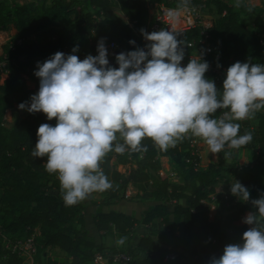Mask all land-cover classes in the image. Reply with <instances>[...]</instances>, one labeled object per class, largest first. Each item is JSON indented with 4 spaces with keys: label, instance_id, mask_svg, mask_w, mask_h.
Here are the masks:
<instances>
[{
    "label": "trees",
    "instance_id": "obj_1",
    "mask_svg": "<svg viewBox=\"0 0 264 264\" xmlns=\"http://www.w3.org/2000/svg\"><path fill=\"white\" fill-rule=\"evenodd\" d=\"M235 1L25 0L22 4L0 1V32L10 30V25L16 30L4 45L9 75L0 82V91H20L25 97L35 94L40 86L35 75L38 62L77 45L79 49L89 47L98 53V42L104 38L105 45L119 44L117 54L143 48L141 29L149 33L168 30L165 24L159 29L152 28L151 9H157V5L171 9L196 7L210 17L212 24L206 30L214 52L208 62L215 69L227 70L237 61L264 64V0H239V7ZM114 2L125 18L114 11ZM251 13H254L252 24L242 18ZM203 30L202 24H196L172 32L179 33L178 38L187 44L194 42L192 48L185 47V52H191L201 46ZM130 40L136 44H130ZM113 58L111 66L118 68L116 56ZM205 76L222 91L226 76L217 80L212 71ZM13 106L9 104L10 108ZM224 111L228 110H218L214 118ZM5 113L6 109L0 108V230L11 241L26 239L39 230L35 235L34 264H92L98 253L108 256L109 263L115 255L125 253L131 259L124 264H210L208 258L221 256L226 245L243 242V233L251 226L237 222L247 212L257 211L250 202L231 194V183L238 180L248 187L251 199L264 194V109L255 114V123L235 121L241 125L240 135L246 132L253 135L251 143L241 147L257 152L253 164L242 169L238 164L224 166L222 162L199 166L200 153L206 146L202 139L186 138L161 151L151 138H145L142 143L146 152L108 153L101 167L112 188L94 192L73 206L65 205L58 175L46 171V157L32 155L39 126L42 123L54 126L56 120L49 121L43 114H29L7 128ZM162 156L171 157L175 179L164 170ZM120 166L125 168L124 172ZM224 172L231 179L220 184ZM129 185L138 191L151 189L154 202L141 219L135 212L115 208L125 201ZM101 195L103 198L99 200ZM213 206L215 213L211 217ZM221 207L225 210L216 212ZM138 225L145 227L146 232L126 249L111 248L106 252L98 240L103 233L135 239ZM161 227L167 234L180 229L182 235L196 240L188 250L196 257L192 263L185 262L184 254L171 247ZM257 227L264 229V218H260ZM3 241L0 236V264H22V257L7 249ZM48 247L59 248L67 259L51 257L46 253ZM170 254L176 257L171 259Z\"/></svg>",
    "mask_w": 264,
    "mask_h": 264
},
{
    "label": "clouds",
    "instance_id": "obj_2",
    "mask_svg": "<svg viewBox=\"0 0 264 264\" xmlns=\"http://www.w3.org/2000/svg\"><path fill=\"white\" fill-rule=\"evenodd\" d=\"M140 31L148 43L117 54L118 68L110 65L104 38L98 42V55L81 60L58 51L38 62L39 91L30 105L18 106L56 120L54 126H39L32 155L46 157V171L58 175L66 206L112 188L101 167L105 157L112 151L146 152L145 138L167 151L198 137L216 156L226 147L239 149L253 140L251 132L239 134L241 125L235 121L250 120L264 109V64L235 62L226 70L221 91L205 76L210 65L203 53L182 66L185 47L191 45L179 39V33ZM78 51V45L72 49ZM223 109L228 111L214 118ZM230 192L257 211L243 219L251 226L243 242L226 245L210 264H264V229L257 227L264 218V194L251 199L249 188L238 180L231 183Z\"/></svg>",
    "mask_w": 264,
    "mask_h": 264
},
{
    "label": "rangeland",
    "instance_id": "obj_3",
    "mask_svg": "<svg viewBox=\"0 0 264 264\" xmlns=\"http://www.w3.org/2000/svg\"><path fill=\"white\" fill-rule=\"evenodd\" d=\"M21 1H22L21 4L25 2V0H21ZM230 2L236 3L235 0H230ZM113 7H114L115 12H117L121 17L125 18V16L120 11L119 5L116 2H114ZM159 9L160 8H157V9L154 8L153 11L155 13H158V12H160ZM184 13H188V10L185 9ZM242 18L244 21L252 24L254 22V13H251L249 15H243ZM152 19H153V16H152ZM203 20L210 21L211 19L209 16L204 15ZM180 22L182 24L176 26V28H174L173 30L187 28V26L183 25L182 21H180ZM15 34H16V30L14 29V27L12 25H10V30L0 32V45H1V48L3 50H4V45L7 44L8 42H10V40L13 38V36ZM79 51H80L79 53L78 52H75V53L71 52L70 54H75L77 56H81L82 58H85L89 54H91L93 56L98 55V53L93 52L89 47L80 48ZM108 59H109L110 65H111L112 62L114 61V58L112 56H108ZM32 95L25 97L23 95V93L20 91H13L10 93H3L0 91V108L6 109L5 126L7 128H11L16 120L26 118L29 115V113L26 110H21V109H19L18 106H19L20 102H23V103L26 102L29 98H31ZM10 103L14 104V106L12 108L9 107ZM250 121L252 123H255L256 122V116H254V118L250 119ZM227 153H229V155L227 157H225V154L222 155L221 153L219 154V156H216L210 152L208 146L206 145L201 152L200 164H201V166L205 167L210 162H222L224 164V166H229L230 164L235 163V164H238L241 167H243V166L253 164L255 162L256 155H257L256 151L245 150L242 148H239V149L228 148ZM161 160H162L164 170L168 174H170L173 179H175L176 176L173 172V164H172L171 159H169L166 156H162ZM119 169L122 172L125 171V168L123 166H120ZM229 178H230L229 174L227 172H224V175L221 179L220 184L227 183L228 180L231 179V178L230 179ZM131 187H133V188H131ZM0 190H1V188H0ZM102 198H103L102 195L98 196L99 200H102ZM153 202H154V200L151 196V189H149L147 191H138L134 186L129 185V187L125 193V201L121 204L119 203L118 205H116L115 208L121 209V210H124L127 212L128 211L129 212H135L137 217L139 219H141L143 217V212L150 205H152ZM227 207H228V205H226L225 208H227ZM225 208L221 207L218 210L216 209V212L217 211H224ZM212 209H213V211L211 213V217H213V215L215 213V207L213 206ZM248 213L249 212L244 214L242 216V218L237 222V224H239V225L245 224L243 222V219ZM161 230H163L164 235L167 236L166 238L171 241V247L176 248L177 250H179L181 253L184 254V256H185L184 261L185 262L192 263L195 260L196 257H192L188 252L190 246H192L196 243V240L193 237H191L189 235H182L180 229H177L174 234L173 233L167 234V232L164 231L165 229L163 227H161ZM37 232L39 233V230ZM145 232H146L145 227H143L142 225H138V227L135 230L136 238L135 239H132V238L125 239V242L122 245L117 243V241L121 239V237H119L117 234L103 233V235L98 237V240L100 243L104 244L106 252H108V250H110L111 248L126 249L129 244L133 243L135 240H137ZM46 253L55 259H67V255L62 250H60L59 248H56V247H48L46 249ZM198 256H202V254H199ZM212 257L213 256H210L208 258V260L211 261ZM103 258H104L103 264H114V263H109L110 260H109L108 256L104 255Z\"/></svg>",
    "mask_w": 264,
    "mask_h": 264
},
{
    "label": "built area",
    "instance_id": "obj_4",
    "mask_svg": "<svg viewBox=\"0 0 264 264\" xmlns=\"http://www.w3.org/2000/svg\"><path fill=\"white\" fill-rule=\"evenodd\" d=\"M0 1H6L10 4H15V3L21 4L22 2L21 0H0ZM157 8H160L159 9L160 12L157 11L158 13H155L153 11L154 9H151V15L153 16V19H152L153 29H159L162 24H165L168 30L173 31L174 23L176 20L182 21L183 25L187 27H192V26H195L196 24H202L204 26L205 30H203V33H202L203 38L200 40L201 46L197 50H193L191 52H185V58L181 63H182V66H186L190 58L200 59V53H203V59L208 62V57L211 54H213L214 48L212 47L210 43V40H209L210 36L206 30V28L210 26L209 25L210 21L203 20L204 15L201 13V11L196 7H185L183 9H171V8H166V7L164 8V6L162 5H157ZM185 9L188 10V13H184ZM20 42L21 41H19V43ZM146 43L148 42L144 39L143 47H145ZM189 45H191V48H192L194 46V42L189 43ZM106 47L108 49V56L115 57L117 54V50L119 49V44L117 42H111V43L106 44ZM71 52L72 50L70 49H65L63 51V53H65L66 55L70 54ZM79 52L80 51H78V53ZM78 57L81 60L84 59L81 56H78ZM209 65L210 67L208 71L210 72L212 71L215 74L217 80H221L222 78L226 76L225 69L217 70L212 66L211 63H209ZM8 75H9V69L7 65V56L0 45V82H3L8 77ZM38 91L39 90H37L36 92ZM26 102H28L30 105L31 98H29ZM29 114H32V113H29ZM35 114L46 115L43 112H37ZM193 144H195V142ZM198 165L199 166L201 165L200 162L198 163ZM243 167L240 166L241 169ZM36 234H33L27 237L26 239H18L16 241H11L0 230V236L1 238L3 236V239H4L3 241L4 246L9 250H12L13 252L18 253L23 259L22 264H34L35 263V255L37 253L36 236H35ZM103 256L104 255L102 254H97L92 264H103V260H104ZM175 257H176L175 254L169 255V258L171 259H174ZM130 259L131 258L127 254L119 253L113 257L112 263L124 264L123 262L125 261L128 262L130 261Z\"/></svg>",
    "mask_w": 264,
    "mask_h": 264
},
{
    "label": "crops",
    "instance_id": "obj_5",
    "mask_svg": "<svg viewBox=\"0 0 264 264\" xmlns=\"http://www.w3.org/2000/svg\"><path fill=\"white\" fill-rule=\"evenodd\" d=\"M182 23L179 21V22H177L176 23V26H178V25H181ZM211 24H212V22H211V20H210V26H211ZM2 32V31H1ZM166 157H168L169 159H171V157L170 156H166ZM206 167V166H205ZM131 188H133V187H131Z\"/></svg>",
    "mask_w": 264,
    "mask_h": 264
},
{
    "label": "bare ground",
    "instance_id": "obj_6",
    "mask_svg": "<svg viewBox=\"0 0 264 264\" xmlns=\"http://www.w3.org/2000/svg\"><path fill=\"white\" fill-rule=\"evenodd\" d=\"M179 20H176L175 23H174V27L173 28H176V23L178 22Z\"/></svg>",
    "mask_w": 264,
    "mask_h": 264
}]
</instances>
